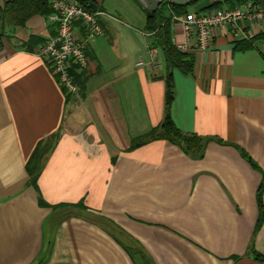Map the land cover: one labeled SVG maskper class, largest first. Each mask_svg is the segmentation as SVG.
Masks as SVG:
<instances>
[{"label": "crops", "instance_id": "obj_1", "mask_svg": "<svg viewBox=\"0 0 264 264\" xmlns=\"http://www.w3.org/2000/svg\"><path fill=\"white\" fill-rule=\"evenodd\" d=\"M93 1L104 34L88 67L72 66L79 93L36 53L55 34L49 16L9 28L0 49V264H264V23L223 28L189 52L193 72L173 70L174 123L206 139L192 156L170 140L138 145L167 109L169 69L160 47V67L148 64L146 8ZM217 1L247 4L189 11ZM182 31L175 22V41ZM41 143L53 147L34 181Z\"/></svg>", "mask_w": 264, "mask_h": 264}, {"label": "built area", "instance_id": "obj_2", "mask_svg": "<svg viewBox=\"0 0 264 264\" xmlns=\"http://www.w3.org/2000/svg\"><path fill=\"white\" fill-rule=\"evenodd\" d=\"M51 3L54 11L49 15V23L54 26L55 34L36 53L50 61L52 71L61 85L73 93H79L80 87L72 73V66L77 65L80 69L88 67V45L94 38L104 34L100 22L104 12L91 11L78 0H51ZM174 20L182 23L185 35L184 42L175 41V44L180 51L190 52L195 48H212L219 31L229 25L234 27V35L240 36L246 32L245 21L264 23V7L249 1L245 9L214 7L200 13L174 16ZM78 31L83 34L78 35ZM149 53L151 59L148 64L160 67L156 49L150 47ZM138 64L147 63L141 61Z\"/></svg>", "mask_w": 264, "mask_h": 264}, {"label": "trees", "instance_id": "obj_3", "mask_svg": "<svg viewBox=\"0 0 264 264\" xmlns=\"http://www.w3.org/2000/svg\"><path fill=\"white\" fill-rule=\"evenodd\" d=\"M84 7L91 11H98L97 4L93 0H78ZM195 1L192 4L199 2ZM230 3H243L254 1L256 3L261 0H225ZM223 1L214 2L207 7L205 11L221 7ZM189 5H178L174 1L166 0L156 11L147 10L148 22L146 32L150 33L152 39L151 48H161L166 56L167 67L169 69L167 75V109L163 122L154 127L150 132L138 138V145L145 143L148 139L159 138L170 140L179 144L188 154L199 156L204 152L206 139L196 134H188L180 130L171 116V104L174 99V83L173 70L180 68L185 73H191L194 70V58L189 52H182L177 48L174 40V16H184L190 13ZM51 0H13L8 1L4 5H0V49L4 47V38L6 37V29L23 26L31 17L37 14L49 16L53 12ZM204 12V11H203ZM249 42L247 47H252ZM73 70L77 72V65L73 66ZM76 81H80V76H76ZM52 144V143H51ZM53 145H47L43 148L41 143L36 149L33 157L29 162V168L34 181L40 175L42 166L40 161L47 152L52 149ZM259 192L260 207H263L264 184ZM263 217V214H262ZM262 221V220H261ZM260 221V224H261Z\"/></svg>", "mask_w": 264, "mask_h": 264}, {"label": "water", "instance_id": "obj_4", "mask_svg": "<svg viewBox=\"0 0 264 264\" xmlns=\"http://www.w3.org/2000/svg\"><path fill=\"white\" fill-rule=\"evenodd\" d=\"M164 1L166 0H139L142 6L150 11L158 10ZM195 1L197 0H174V2L178 5H189Z\"/></svg>", "mask_w": 264, "mask_h": 264}, {"label": "rangeland", "instance_id": "obj_5", "mask_svg": "<svg viewBox=\"0 0 264 264\" xmlns=\"http://www.w3.org/2000/svg\"><path fill=\"white\" fill-rule=\"evenodd\" d=\"M194 8H195V6L197 5V4H191ZM8 31H9V28L8 29H6V37L5 38H8L9 37V35H8Z\"/></svg>", "mask_w": 264, "mask_h": 264}]
</instances>
